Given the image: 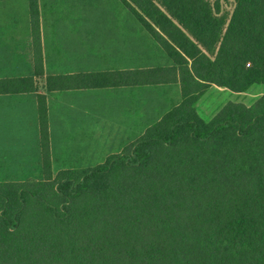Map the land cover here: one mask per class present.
Instances as JSON below:
<instances>
[{"label":"trees","instance_id":"obj_1","mask_svg":"<svg viewBox=\"0 0 264 264\" xmlns=\"http://www.w3.org/2000/svg\"><path fill=\"white\" fill-rule=\"evenodd\" d=\"M120 1L174 66L0 80V95L37 94L43 159L42 180L0 183V264H264V95L210 122L197 111L213 85H264V0ZM173 83L182 103L136 142L54 175L43 88Z\"/></svg>","mask_w":264,"mask_h":264},{"label":"crops","instance_id":"obj_2","mask_svg":"<svg viewBox=\"0 0 264 264\" xmlns=\"http://www.w3.org/2000/svg\"><path fill=\"white\" fill-rule=\"evenodd\" d=\"M32 1L0 0V80L34 77L42 85L48 76L174 66L120 0H35L39 49L34 41ZM41 58L44 75L37 76L35 60ZM254 87L257 91L247 106L264 95V86L250 90ZM213 89L219 97L229 90L213 85L200 99L197 111L206 122L227 104L215 110L216 96L209 94ZM43 91L49 108L54 175L103 163L112 155L97 158L103 146H119L113 154L122 152L182 103L179 83ZM76 144L81 149L73 148ZM42 162L37 94H1L0 183L43 177Z\"/></svg>","mask_w":264,"mask_h":264},{"label":"rangeland","instance_id":"obj_3","mask_svg":"<svg viewBox=\"0 0 264 264\" xmlns=\"http://www.w3.org/2000/svg\"><path fill=\"white\" fill-rule=\"evenodd\" d=\"M234 9H235V4L233 2H230V3H222V11H223V14L228 15L229 18L231 17ZM145 34H147V33H145ZM143 44H145V42H143ZM43 84H44V82H43ZM257 86H264V85H257ZM256 91H257L256 87H254V89H252V90H250V91H248L246 93H243V94H241V93H234V92L228 90V92L226 93V95L219 97V96H217V95H219V93H215V89H213L212 91H210L209 94H210V96H216L215 97L216 100H214L216 103H214V104L218 105L217 108L215 109L216 111H218L219 109H221V107L224 104H226L228 102L243 103V104L252 103L253 97H254V94L256 93ZM225 100H226V102H224ZM73 148H75V149L76 148L77 149H81L80 148V145L77 146V144ZM119 149H120L119 146H113V145L103 146V149H102L103 152L100 151V153H98L97 158H99V156H102L104 154L105 155H110V154L116 153V152H118ZM73 160L76 161V162L79 161V159H73ZM101 162H103V161L101 160ZM32 174H33V172H32ZM33 175H36V174H33ZM30 179L31 180H42L43 177L42 176L41 177L31 176Z\"/></svg>","mask_w":264,"mask_h":264}]
</instances>
